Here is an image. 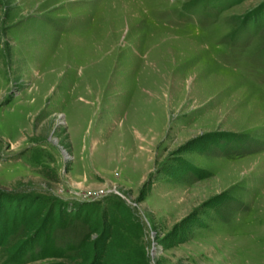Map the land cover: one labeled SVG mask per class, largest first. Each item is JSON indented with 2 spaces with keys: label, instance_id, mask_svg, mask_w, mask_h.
<instances>
[{
  "label": "rangeland",
  "instance_id": "rangeland-1",
  "mask_svg": "<svg viewBox=\"0 0 264 264\" xmlns=\"http://www.w3.org/2000/svg\"><path fill=\"white\" fill-rule=\"evenodd\" d=\"M0 264H264V0H0Z\"/></svg>",
  "mask_w": 264,
  "mask_h": 264
},
{
  "label": "trees",
  "instance_id": "trees-1",
  "mask_svg": "<svg viewBox=\"0 0 264 264\" xmlns=\"http://www.w3.org/2000/svg\"><path fill=\"white\" fill-rule=\"evenodd\" d=\"M61 252L60 249L49 247L45 243L42 244L41 256L43 258L60 257V255H62Z\"/></svg>",
  "mask_w": 264,
  "mask_h": 264
}]
</instances>
